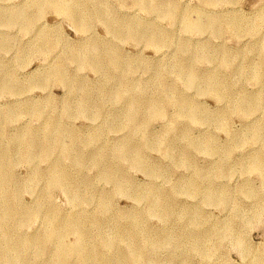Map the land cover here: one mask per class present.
I'll return each mask as SVG.
<instances>
[{
    "label": "rangeland",
    "instance_id": "rangeland-1",
    "mask_svg": "<svg viewBox=\"0 0 264 264\" xmlns=\"http://www.w3.org/2000/svg\"><path fill=\"white\" fill-rule=\"evenodd\" d=\"M67 1L85 20L72 21L44 0H0V207L10 198L28 210L41 199L56 218L80 219L93 233L134 231L132 246L146 252L132 264H264V174L252 160L255 152L264 160V0ZM188 14L201 33L184 25ZM235 20L241 33L227 26ZM83 55L93 66L80 62ZM115 55L119 63L110 60ZM56 66L71 83L51 75ZM53 127L71 153L55 143L47 156L34 146V158L20 156V133L40 143ZM53 164L71 174L74 199L47 187ZM105 168L123 190L103 176ZM154 195L165 203L159 214L151 210ZM46 226L38 217L9 228L28 236ZM60 230L74 238L70 226ZM53 247L46 241L42 254L19 250L36 263ZM130 247L121 239L109 249L97 244L108 264H125ZM77 262L68 255V264Z\"/></svg>",
    "mask_w": 264,
    "mask_h": 264
},
{
    "label": "bare ground",
    "instance_id": "bare-ground-1",
    "mask_svg": "<svg viewBox=\"0 0 264 264\" xmlns=\"http://www.w3.org/2000/svg\"><path fill=\"white\" fill-rule=\"evenodd\" d=\"M135 1L140 2L143 0H135ZM156 1L160 3V1L158 0ZM206 1L213 2L214 0H206ZM44 2L52 6V8H54L58 12L68 14L70 18L73 19L72 21L81 22L85 20L84 19L85 17H83L80 14H77L75 10H73L74 8L69 5V2L67 0H44ZM152 4H155V2ZM166 5L167 7L171 8V10L167 12V14L169 13L168 16L169 15L172 16L173 14H175L174 13L175 9H173V7L175 6L169 3ZM77 22H75V25H78L76 24ZM183 23L189 29V31H192V30H194L195 32L201 31L202 26H201V23L198 22V18H192L190 14H188L184 18ZM227 26L230 28L234 27V29L239 31L238 33H241L242 28L245 27L238 20L228 23ZM132 31H133L132 29L129 30L131 34H134L133 32L135 30L133 32ZM109 53L110 51L103 53V55L101 54V56L98 53L97 54L95 53V56L99 59H103L102 57H104V55H108ZM115 56H117L115 59H110V56H109V59L111 61H116V63H119V58H118L119 56L118 55H115ZM79 58L81 59L80 62L83 65L89 63L91 66H93V64L89 60L86 59V55H83L82 57H79ZM90 60H92V62L94 63H100L102 61V60L95 61L94 58ZM51 75L55 76L58 79L57 81H60L61 83L68 84V83H71L70 81H72L71 78H68L63 73V70L59 66H56V68H54V72L53 74L51 73ZM187 81H189L191 85H196L197 83L196 75L194 73H190L187 77ZM69 85H72V84H69ZM3 87H4V82L0 81V89ZM215 87L217 88V86ZM152 102L153 101H151V104L154 103ZM252 102L253 101H251L248 104H252ZM245 104L246 103L239 102L234 106L237 108L239 105V108L243 109V106ZM240 105H242V107H240ZM133 119H134V116L130 115L129 120L132 121ZM258 127L261 128L259 125ZM57 128L58 127L45 128L43 130L45 139H43V141L40 143H38L35 140L36 138H34V135H30L29 139L25 141L23 139L25 134L20 133L17 140L21 141L20 146H24L21 149V150H24L23 154H21L20 156L25 160H28L29 158L31 159L34 158L33 154L31 153L33 146L36 147L38 151H41L44 154V156H47L50 150L52 149V145L55 143L57 145H60L61 148H63V150L67 154L71 153V149L69 148V146L65 145L63 141H61L60 138H59L60 139L59 141L54 139L55 137L54 135L56 134L55 130ZM252 130H253L254 138H257L258 136L260 137L261 132H259V129L257 127H253ZM61 131H58V132L60 135H63V131L62 132ZM69 138L71 137L69 136ZM3 153H4L3 147L2 148L0 147V164L1 162L2 164L5 163L6 155ZM256 153L258 152H255L253 154V159H252L253 165L257 169H259L261 174H264V160H260L261 158L260 157L258 158V155ZM74 159L76 160V158ZM129 160L133 161L134 163L139 162L140 160L139 151L138 150L134 151L133 156H131ZM105 169L106 171L103 172V176L113 181V184L116 186L117 189L123 190L124 189L123 183L118 179V176L116 174L111 173L110 169H107V168ZM5 173H6V170L0 171V194L1 195L5 194V186H4ZM70 176L71 174L68 171H63L61 170V167L59 165L53 164L52 169L48 172L47 187L58 186L63 191L67 192V194L70 195L69 197L71 199H74L75 198L74 194L76 193V191H78V188L76 187V185H71L72 182L70 181ZM5 200L6 201H4V206L0 207V229H1V235H2L1 236L2 239H0V242L5 245V248L0 249V264H13L15 261V258H19L21 261H23V264H68V255L75 256L76 259L78 260L77 262L78 264H90L91 262H94V261H95V264H108L107 258L104 256H101V250L99 251L97 250V244L101 245L103 248L109 249V248H112L114 243L119 239L124 240L128 245L131 246L129 255L125 257V264L134 263L137 257L141 255L144 257V252H146L145 247L132 246V241L134 243V238L136 237V233L134 231L126 233V230L115 229L114 231H111V232H109L108 230H101V231H97L93 233L87 229L80 228V219L67 222L61 217L56 218V216L58 215L57 213L58 210L50 203L44 205L41 202V199L35 208L28 209V210H24L19 205L18 206L13 205V201L10 198H6ZM102 205L106 206L107 204L106 202H103ZM150 205L152 207L151 210L153 211L161 207L160 205H165V203L161 201L160 197H158L157 195H154L153 197L150 198ZM21 211H24V212H21ZM158 211L159 210H157V212ZM261 212L262 211L260 208H256L252 211V213L254 214H260ZM161 213L162 212H160V214ZM167 214L168 213H163L161 215L165 216ZM38 217L39 218L43 217L46 221L47 226L44 231L39 232V233H33L28 236L24 235L23 233H14V234L11 233V229L9 227H13L17 224H23L24 222L30 221L31 219L38 218ZM187 219L189 220V222H193V219H191V217ZM6 224L8 225L7 227H5ZM44 225H45V222L43 221V226ZM66 226L71 227V231H72L71 234L74 235V238L72 240L68 238L69 236L67 235L66 231L60 230V229H64ZM183 226H184L183 229L185 230V225ZM189 231L192 237L196 235V231H193V230H189ZM166 239L167 238H165L164 240ZM46 241L53 242V245H54L53 252L50 253V255H48L46 258H43V259L39 258L36 263L28 261L25 258L24 254L21 253L19 250L20 247H28V248L32 247L35 249V251L38 254L40 253L42 254V246L44 242ZM83 244L88 245V248H82Z\"/></svg>",
    "mask_w": 264,
    "mask_h": 264
}]
</instances>
